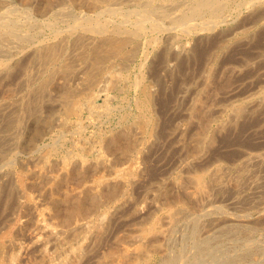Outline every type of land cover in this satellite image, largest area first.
<instances>
[{"label":"bare ground","instance_id":"obj_1","mask_svg":"<svg viewBox=\"0 0 264 264\" xmlns=\"http://www.w3.org/2000/svg\"><path fill=\"white\" fill-rule=\"evenodd\" d=\"M236 2L239 4L240 3L244 4V6L250 5L249 7L252 11V15L250 16V18L251 19L254 18L253 21L257 22V20H260L263 17V15H264V0H138V1H135V0H20L19 2H16V3H11L10 0H0V163L1 164L3 163L5 165L9 166L6 169H3V168L0 169V264H115L114 262H116V261H117L116 262L117 264H124L122 262H119V260L114 261L113 256L111 255L112 253L109 254L110 250L108 251V253L104 250L105 245H106L104 240L106 241V239L109 235V232L111 231L112 226L115 225L117 221H119V216L117 218L119 210L123 207V205H125L128 202V200L125 196L126 187L134 185L135 182H137V180H139V179L141 180V178L145 176V174L147 173L148 170L145 168H142L143 166L141 167V166L137 165L138 163L136 162L137 163L136 164L135 161H132V163H130L129 165H127L125 167L123 165V168H118V167H116L115 162H117L119 160L114 162L113 160L110 159V157L108 158L104 154L106 152L104 151V153H103V150H102L103 148H105L108 151L119 152V154H122L123 156L124 155L130 156L128 154L135 149V147L137 146L138 143L139 144H138L137 148L139 146H141L138 149V152H143V150L144 151H146V150L150 151L154 148L156 149V147H158V150H159L160 147L166 146L165 148L169 149L168 151H174L175 153H178L180 155V157L186 156L189 158L188 162L185 160L187 162L186 163L187 168L190 167L192 163H195V164L201 163L202 164V163H210V162H213L215 160L217 161L218 159L219 160H222V159L225 160L226 159L227 162L234 164L237 168V171H238L237 175H235V174L232 175V176H236V177H232L233 179L231 181H229V183L226 182V179H225L226 172H225V170H222V169H217V170L213 169L214 172L212 173V177H211L212 180L210 181L208 179L211 183V184H209V186L205 185L207 183L204 184V182L202 180L203 177L200 174L192 176L194 174H191V172H190L191 176L189 175L190 177L189 178L187 177L188 178L187 180L190 181L189 183H191L190 185L193 189L187 190L186 193L189 194L190 196L202 198L201 201H203V199H204V201H203L205 203L204 205H207L206 203L211 201L210 199H212L211 196L213 195L214 191L223 190V192L225 193L224 190L227 188L229 191H231V193L237 194L239 196L242 194V192H244L243 190L247 186L250 187V185H253V187H254V186L258 185V183L259 184L261 183V181L259 182V180H258L259 177L256 178V169L255 168H259L261 166H264V157L262 156L261 153L250 151L251 148L249 147V145L251 143L253 144V142H251V141L254 140V138L256 136L255 134L258 132V130H256V128L252 127L253 130L250 133H248L249 132L248 128H250L249 125L251 123H253L252 122L253 118H255L257 115L260 116L261 114L264 113V97L262 99H258V98H255L253 93H252L251 96H253V97L251 98V96L249 95L250 99L247 100V102L245 104H242V103L237 104L233 107V110L231 109L232 112L230 114L229 121H225V122L219 124L215 128L212 124H213V122L217 121V119L219 117H216L217 114L214 113L215 109L212 110V108H210L208 106V104L207 105H204L201 103L196 104L195 101H193L192 103H189V101H188V103L190 105H188L186 103V105H188V107L185 108V110L183 112H181L180 114L179 113L177 114L176 112L171 113L172 111L167 112L168 108H170V105H168L169 107L166 105L168 103L166 101V99H165V102H167V103L165 104L163 102L164 103L163 104L162 98H164L163 96H164V94H166L167 89H169V88H167L163 85L162 86L165 87L164 90L162 91L163 94H161L159 91H156V92H154V91L151 92V91H147V90L145 91V94L150 101H152L154 104L156 103L157 105H160L161 111L160 110L159 111L161 112V114L159 112L158 113L159 116H156V117H154L153 115H150V116L147 115V118H144L143 121L141 120L139 125L137 124L138 126H133L132 128L125 129V130H123L119 133H116L114 135L107 136L106 139L104 138L105 139L104 140V142H105L104 146H102L103 143H101L102 144L101 146L103 148L100 146L102 149L99 152L97 151V153H99V154L96 153L98 156L95 159H92L91 157H90L91 159H88L86 157V153L89 152L91 149L83 146V145H85V144H83L84 143V139H83V143H82L83 145L81 144L82 146L80 147V149L83 152V154H81V155H75V156H72L70 158H65L62 160L60 159V161L51 162L54 160L53 159V160L48 161L47 163L45 162V164H43V166L40 164L41 167H38V169H35L32 172H30V171L26 172V170H25L26 173L23 172V170H22L24 163L23 162L21 163L19 161L21 163L20 167H22L21 168L22 171H18L16 169H14V165H16L17 160H18L17 154H19L21 151H25V150L29 151V150H32L34 148L37 149L39 142L42 141L44 139V137H46L47 135L54 134V132H60L63 135L66 131H68V123L67 122H70V121H68L67 117H69V114L74 113L75 115L77 114L78 116L81 117V116H83L85 111H88L91 114V113H94L95 111H97L98 109L105 108V107L107 110H105V109L104 110L106 112L109 111V113H110L109 104H110V99H111L110 97L111 96L109 97V95L106 93L108 91V89L105 92L104 89L101 88L100 91L98 92V94H95L94 89H96V87H98V84H99L98 82H100L99 81L100 78L97 81L96 79H94V77L96 75H99L100 73L102 74V73L106 72L105 71L107 68L106 62H108L114 58H119V59L121 58L122 59L123 52L128 51V49L125 50V48L129 44H131V43L135 44L136 42H141V40H143L146 43L151 42L150 44L154 43L155 45H158V44H160L159 43L160 42V34H166L169 39H168V42H167V39H165L167 44L163 48V53H162L161 57L162 58L164 57V62L168 61L167 57H170V58L172 57L175 60H177V62H176L177 65L181 64V63H183L181 61L182 59L190 60L191 58H196L199 53L194 54V51L192 52V50H195L194 48L191 50V48L185 47L184 45H186L187 42L183 45L184 48L182 47V49H177L176 47H178L177 46L178 44L176 43L177 45H175V46L173 44V40L175 39L174 36H176L177 33L173 36L172 30H176V31L179 30V31L186 33V34L188 32L193 31V30L197 31L198 33H202L203 30H204V32L208 31V33L214 32L218 29V27L224 21L227 20V11L229 10L228 9L229 5L231 3H236ZM242 15H244V14H242ZM229 16H230V14H229ZM238 16H239V14H238ZM245 17H246V15H245ZM196 19H200L201 22L195 23L194 20H196ZM244 19H246V18H243V20ZM247 22H249V21H247ZM240 27H241V25H240ZM219 30H220V28H219ZM249 31L246 33H249ZM224 32H225V30H224ZM238 32H242V31H238ZM226 33L228 34V31ZM226 33H224V35ZM217 34H218L217 36L223 35L222 31H219ZM251 34H249V35L253 36L254 33L252 35ZM263 34H264V32H263ZM199 35H201V34H199ZM211 35H214V34H211ZM262 35H261V37H262ZM179 36L182 37L181 35H179ZM179 36H176V38ZM204 36H206V35H204ZM144 38H145V40H144ZM246 38H248V37H246ZM194 39H196V38L194 37ZM197 40H199V39H197ZM197 40H195L194 42H196ZM212 40H214V38ZM246 40L248 41V39H246ZM249 40H250V38H249ZM199 41H197V44L199 43ZM256 41H257V35H256ZM191 42H193V41H191ZM210 42H212V41L210 40ZM216 42H217V40H216ZM225 42L226 41H224V43ZM244 42H246V41H244ZM137 44H138V46L140 45V43H136V45ZM205 44H206V42H205ZM214 44H215V42H214ZM256 44H257V42H256ZM256 44H255V46H256ZM258 45H257V47H258ZM188 46H190V45H188ZM211 46L212 45L210 44V47H209L210 49L212 48ZM251 46L253 47V45H251ZM207 49L208 48H206V50ZM161 50H162V48H161ZM243 50H247V49L245 48ZM129 51H128V53H130ZM149 51H151V50H149ZM207 51H209V50H207ZM227 52H228V50H227ZM229 52H231V51H229ZM232 52H234V51L232 50ZM261 52H262V49H261ZM202 53H204V52H202ZM213 53H215V52H213ZM159 55H160V53H159ZM208 55L210 56L209 52H208ZM229 55H231V54L229 53ZM131 56H132V54L130 53L127 56H125V58L126 57L130 58ZM199 56H202V55H199ZM140 57H141V55H140ZM252 57L249 56L247 58H252ZM147 58H149V57H147ZM147 58H145V59H147ZM207 58H205V56H204V59H207ZM211 59H212V57H211ZM175 60H174V62H175ZM244 60L245 59H243V61ZM151 61H152V59H151ZM158 61H156V62H158ZM162 61H163V59L161 60V62ZM245 61H247V60H245ZM142 62H144V61H142ZM156 62L154 60V63H156ZM179 62H181V63H179ZM187 62H189V61H187ZM229 62H230V60H229ZM233 63H235V62H233ZM253 63L254 62H252L251 64H253ZM157 64H159V63H157ZM167 64L168 65H166V66H168V67H166V68L168 70L169 68H171L170 67L171 65L168 62H167ZM262 64L264 66V62ZM172 65H173V63H172ZM184 65H187V64L184 63ZM194 65H196V64H194ZM118 66H116V67H118ZM120 66H122V64ZM139 66L141 67V65H139ZM142 66H143V64H142ZM164 66L162 65V68ZM179 66H180V69H182L184 67L183 65H182V68H181V65H178V67ZM253 66H254V64H253ZM260 66L261 65H259L258 67H260ZM109 67L110 66H108V68ZM112 67H113V64H112ZM125 67H126V65H125ZM127 67H128V65H127ZM187 67H185V68H187ZM224 67H225V65H224ZM172 68L174 69V67H172ZM189 68H192V67L190 66ZM236 68L237 67H235V69ZM121 69H123V67H119L117 70L121 71ZM153 69L155 71V67ZM229 69L232 70L231 68H229ZM108 70L109 69H107V71ZM110 70H112V69H110ZM124 70H125V68H124ZM200 70H203V69L201 68ZM222 70H224V69H222ZM225 70L227 71L226 68H225ZM247 70H249V69H247ZM250 70H252V69H250ZM178 71L180 72V70H178ZM233 71H235V70H233ZM108 72H110V71H108ZM252 72L256 73V71H252ZM155 73H156V71H155ZM160 73L162 74V72H160ZM205 73H206V71H205ZM110 74H112V72ZM115 74L116 73H114L112 75H115ZM152 74L154 75V73H152ZM193 74L194 73H192V75ZM236 74H237V72H236ZM252 74H254V73H252ZM157 75L155 76L156 78L160 76L159 73H157ZM168 75L171 78V74L168 73ZM261 75H263V73ZM166 76H167V74H166ZM241 76H242V74H241ZM102 77H101V79H102ZM114 77H116V76H114ZM114 77H112V80H116ZM174 77H176V76H174ZM210 77H211V73L207 74V76H205V79H203L205 81V83H208V81L210 80ZM227 77H230V76H227ZM252 77H253V75H252ZM262 78H263V76H262ZM110 79L111 78H109V80ZM125 79H127V77ZM157 79H159V78H157ZM225 79H227V78H225ZM136 80H134V81L138 82L139 79H136ZM170 80H168L169 83H170ZM186 80H188V79H186ZM213 80L215 81V79H213ZM236 80H238V79H236ZM259 80H260V77H259ZM156 81H154V82H156ZM177 81H179V80H177ZM227 81H229V80L227 79ZM151 82H152V80H151ZM154 82H152V83H154ZM198 82L200 84V81H198ZM210 82H212V81H210ZM115 83H116V81H115ZM162 83H164V81H161V83L159 82L160 85ZM169 83H168V85H169ZM176 83L177 82L175 81V84ZM216 83L217 82H215V84ZM165 84H167V83H165ZM175 84H173V85H175ZM180 84L178 82V85H180ZM220 84L223 85L222 82ZM111 85H114V83ZM152 86H154V85H152ZM162 86H158V87H162ZM186 86H188V85H186ZM213 86H215V85H213ZM107 87L110 88V85L109 86L107 85ZM126 87H127V85H125V88ZM175 87H173V88H175ZM181 87H183V86H181ZM209 87H210V85H209ZM220 87H221V85H220ZM113 88H112V90H113ZM180 89L181 88H179V90ZM262 89H264V88L262 87ZM118 90H120V88ZM141 90H143V89H141ZM144 90H145V88H144ZM192 90H194V89L192 88ZM259 90H260V88H259ZM181 91H183V88L181 89ZM198 91H199V89H198ZM172 92H173V90H172ZM96 93H97V91H96ZM167 93H169V91ZM212 93L214 94L213 91H212ZM194 94H195V91H194ZM254 94H256V93H254ZM176 96H177V94H176ZM194 98H197V97L194 96ZM205 98H209V96L205 97ZM214 98L216 99V97H214ZM174 99H171V101ZM203 99L204 98H202L201 101H203ZM238 100H240V99H238ZM150 101H149V103H150ZM184 101L185 100H183V103L186 102V101L185 102ZM205 102H207V101L205 100ZM213 102H215L213 104H216L218 101L217 102L213 101ZM178 103H181V102H178ZM235 103H236V101H235ZM211 104H212V100H211ZM219 104H220V102H219ZM149 105H151V104H149ZM165 105L168 108H166V107L164 108ZM137 109H138V107H137ZM148 109H150V107ZM165 109H167V110L164 111ZM217 109H220V108H217ZM217 112H218V110H217ZM126 113H127V111H126ZM175 114L177 115V118H176ZM180 117H182L184 120V122L182 124H180L181 121H178ZM261 117L264 120V114ZM100 118H101V115H100ZM124 118L126 119L125 116H124ZM171 121H172L173 125H172V123L168 124ZM222 121H224V120H222ZM261 121H262V119H261ZM73 122L75 123V121H73ZM77 122H78L77 124H79V121H77ZM102 122H103V120H102ZM135 122H136V120H135ZM136 123H139V120ZM136 123H134V125ZM117 124H118V122H117ZM94 125H95V123H94ZM259 125H261V124H259ZM261 127H262V125H261ZM122 129H123V127H122ZM259 129H260V127H259ZM75 132H73V133H75ZM259 134L260 133H258V135ZM95 139H97V138L95 137ZM91 140H92V138H91ZM81 142H82V140H81ZM43 145H44V143H43ZM88 145H90V143ZM254 147L257 148L256 150H258L257 146H254ZM95 148H96V146H95ZM155 149H154V151H155ZM222 150H227V152H222ZM156 152H157V150H156ZM109 153H111V152H109ZM220 153H223V154H220ZM132 154H134V153H132ZM149 155H150V153H149ZM159 155H160V153H159ZM62 156H64V155H62ZM169 156H171V154ZM151 157H153V155ZM45 158L46 157H44V159ZM132 158H133V156H132ZM155 158H157V157L155 156ZM159 158H161V157H159ZM119 159H121V158H119ZM47 160H45V161H47ZM127 160H129V159H127ZM21 161H23V160H21ZM164 161H167V160L165 159ZM27 162H30V161H27ZM173 162H174V160H173ZM150 163H151V160L148 164H150ZM1 164H0V166H1ZM121 164H118V165H121ZM163 164H164V162L160 166L163 167ZM214 164L215 163H213V165ZM33 165H34V163H33ZM153 165L155 166V164H153ZM153 165H151V166L153 167ZM208 166L209 165L204 166V167H208ZM119 167H121V166H119ZM29 168H33V167H29ZM193 168H194V166H193ZM199 168H200V166H199ZM230 168H232V167H230ZM158 169H160V168H158ZM189 169H188V172L190 171ZM195 169H197V171H198L197 167ZM195 169H192V170L194 171ZM224 169H227V166H226V168L224 167ZM163 170L165 171V169H163ZM200 170H202V169H199V171ZM184 171H185V169H184ZM226 171H229V169ZM261 171H264V169ZM99 172H102V174H100ZM107 172L109 173L108 176L105 175V173H107ZM185 172H187V169ZM98 173L100 175H97L95 177V175ZM257 173H258V169H257ZM178 174L179 173L177 172L176 175H178ZM228 174H230V173H228ZM181 175H183V174H181ZM262 177H264V176H262ZM150 178H152V177H150ZM149 179L148 180L146 179V180L149 181ZM146 180H144V181H146ZM151 180H153V179H151ZM144 181H143V184H144ZM182 182H185V181H182ZM153 183H154V181H153ZM172 183H174V182L172 181ZM263 183L264 182L262 181V184ZM176 184H173V185H176ZM157 186L158 185H156V187ZM170 186H171V184H170ZM177 186L178 185H176V187ZM186 186H188V185H186ZM262 186H264V185H262ZM145 187H146V185H145ZM189 187L190 186H188L187 188H189ZM32 189H36L38 192H40L41 196H44L46 199H47V197L50 199L49 203L51 204V208L53 209L52 212L48 211L49 212L48 213L46 210L44 212L43 210H41V208L39 209V200L37 199L36 196H34L32 194ZM173 189L174 188H172V190ZM180 189H181V187H180ZM180 189H178V190H180ZM137 190L138 189H136V191ZM145 190H143V192ZM181 191H182V189H181ZM134 193H135V191H134ZM167 193H169V192L167 191ZM181 193H182V196L180 195L181 197L180 196H178V197H180L182 199V197L186 194L185 193L183 194V191ZM251 193H249V195H252ZM253 193H256V192L253 191ZM170 194H172V193L170 192ZM228 194H230V192ZM214 196H216V195L214 194ZM123 197H124V199H122ZM173 197L170 196V199H172ZM230 197H231V194H230ZM180 198H179V200H180ZM49 199H47V200H49ZM161 199L159 198L160 201H162ZM174 199H175V201L177 200L176 197ZM249 199H251V198H249ZM217 200H219V199H217ZM199 201L200 200H198V202ZM247 201H248V199H247ZM40 202H41V200H40ZM157 202L159 203L158 200H156V204H157ZM212 202H214V201L212 200ZM233 202H235V201H233ZM47 204H48V202H47ZM156 204H154V206ZM129 205H131V204L129 203ZM166 205H168V204H166ZM172 205H174V204H172ZM47 206H45V207L47 208ZM138 206H139V204H138ZM162 206H164V205H162ZM220 206L218 207L219 209H220ZM100 207H103V209H104V211H101L99 213V216L101 215L102 217L100 219L95 220L94 218L92 219L93 215L92 216L90 215L91 218H89V214H91L92 211H95V210L97 211V209H99ZM214 207L217 208L216 206H214ZM253 207H251V208H253ZM48 208H49V206H48ZM131 208H132V206H131ZM224 208L225 207H223V209ZM140 210H143V209L140 208ZM156 210H154V211H156ZM179 210H181V209H178V211ZM146 211H145V213H146ZM170 211L172 213V210H170ZM202 212L204 213V210ZM167 213H169V212L167 211ZM171 213H169L170 216L173 215ZM173 213H174V211H173ZM182 213H183V211H182ZM135 215H136V212H135ZM143 215L144 214H142V216ZM151 215H152V213H151ZM219 215H220V213H219ZM230 215H231V213H230ZM122 216H123V214H122ZM195 216H197V215H195ZM234 216H236V215H234ZM180 217H181V215H180ZM192 217H194V216H192ZM205 217H207V215ZM134 218H135V216H134ZM165 218H168V217H165ZM169 219H170V217H169ZM219 219H221V218H219ZM263 219H261V220H263ZM142 220L144 222V219H142ZM199 220H201V219H199ZM252 220H254V219H252ZM128 221H131V220H128ZM159 221H161V220H159ZM221 221H223V220H221ZM226 221H228V219H226L225 222ZM229 221H230V219H229ZM259 221H260V219H259ZM140 222H141V218H140ZM145 222H146V220H145ZM147 222H149V221H147ZM161 222H159V223H161ZM174 222H176V221H174ZM174 222H172V223H174ZM151 223H153V222H151ZM218 223H220V222H218ZM257 223H259V222H257ZM260 223L262 224L263 221ZM126 224L127 223H125V225ZM135 224H139L138 221ZM212 224H213V222H212ZM212 224H210V225L212 226ZM229 224H230V226H228ZM238 224H240V223H232L231 224V222H230V223H228L227 227L236 226ZM121 225L123 226V224H121ZM143 225H144V223L142 224V226ZM160 225H163V224H160ZM166 225L168 226L167 223H166ZM218 225H220V224H218ZM133 226H136V225H133ZM159 226L156 227V225H155V227L157 229L155 228L154 231H150V230L148 231L147 230L142 235H140L141 240L142 239L147 240L150 243V240H153L152 238H154L156 236L160 238V236L164 235L166 228L161 229V227H164L165 225L161 226L160 229H159ZM246 226L247 225H245V227ZM118 227L119 226H117V228ZM171 227H172V225H171ZM179 227H182V226H179ZM224 227H226V226L224 225ZM138 228H141V230H143L142 227H138ZM237 228H235V229H237ZM128 229L130 230V228H128ZM190 229H192V228H190ZM141 230H140V232H141ZM220 230L221 229H219L218 231L220 232ZM129 232L133 233L132 230ZM173 232H174V230H173ZM201 232H202V234L204 233V231H201ZM248 232H250V231H248ZM151 234H153L152 238H150ZM117 235H118V233H117ZM238 235H240V234H238ZM190 236H191V234H190ZM211 236H213V235H211ZM247 236H248V234H247ZM127 237L128 236H126V238ZM129 237H131V236H129ZM165 237H166V235H165ZM198 237H201V236H198ZM124 238L121 240H124ZM208 238H210V237H208ZM208 238H205V239L203 238L202 240L199 241V243L198 242L196 243V245L198 244L197 245V253H196L198 256L201 255L202 252H204V250H206L205 249L206 246L210 245L209 242L211 240ZM213 238H211V239H213ZM111 239L112 238L110 237L108 240L111 241ZM119 239H117V240L119 241ZM173 239H175V238L173 237L172 241H173ZM235 239H239V237H237ZM155 240H157V238H155ZM190 240H192V239H190ZM166 241L168 243V240H166ZM248 241H250V240H248ZM252 241H254V240H252ZM134 242H135V240H134ZM158 242H160V240ZM216 242H217V240H216ZM74 243H79V246L76 247L77 245L76 246L73 245ZM141 243H144V242H141ZM161 243L164 244V242H161ZM193 243H194V241H193ZM254 243H256V242H254ZM109 244H110V242H109ZM132 244H134V243H132ZM138 244H140V242ZM138 244H137V246H139ZM111 245H112V243L110 244V247H111ZM125 245L127 246V244H125ZM145 245H148V244H144V247H145ZM158 245H159L158 247L163 246L160 243H158ZM192 245L193 244H191V247H193ZM258 245H260V244H258ZM73 246H75L76 248H72ZM141 246H142V244L139 246V248ZM134 247H136V246L134 245ZM148 247H150V246L148 245ZM167 247L169 248V246H167ZM170 247H172V246H170ZM180 247L178 249H183V251H184L185 247L184 248H180ZM122 248L124 249L123 246L121 247V250H122ZM161 248H164V246ZM107 249H109V248H106V250ZM137 249H138V247H137ZM137 249L136 250L135 249L134 250H128V251H129V255L138 256V259H139L140 254H139V251H137ZM149 249H151V248H149ZM188 249H190V248H188ZM222 249H224V248H222ZM258 249L261 250L259 247H258ZM262 249H264V248H262ZM116 250H117V248H116ZM125 250H123V251H124V254L127 256ZM155 250H154V252H155ZM157 250H159V249H157ZM164 250H165V248H164ZM166 250H167V248H166ZM192 250L195 252L196 249L195 250L192 249ZM185 251H186V249H185ZM189 251H186V253ZM140 252H143V250L142 251L140 250ZM147 252H148V256H149V254H150L149 252H151V251H147ZM254 252H257V251L254 250ZM179 253L180 252H177V254H179ZM215 253H217V252H215ZM249 253L251 254V252H249ZM118 254H119V252H118ZM144 254H146V253L144 252ZM190 254L191 253H189V256H191ZM152 255H153V253H152ZM176 255H175V257H177ZM181 255H183V254H181ZM208 255H210V254L208 253ZM212 255L214 256L215 254H212ZM241 255H242V253H241ZM262 255L264 257V254H262ZM150 256H149V258H150ZM201 256H199V257H201ZM216 256H217V254H216ZM127 257L125 260L128 259ZM162 257H164V256H162ZM203 257L204 256H202V258ZM135 258H137V257H135ZM217 258H219V256H217ZM217 258H214V259H217ZM220 258H223V257H220ZM255 258H257V260H258V257H255ZM259 258H261V256ZM119 259H120V257H119ZM133 259H134V257H133ZM138 259L136 261H139ZM167 259L170 261V263L175 260L173 256H171V257L168 256ZM129 260L130 259H128V261ZM194 260H195V258H194ZM218 260H220V259H218ZM228 260H230V259L228 258ZM235 260H237V259H235ZM242 260H244V259H242ZM120 261H122V260H120ZM176 261H177V258H176ZM206 261H207V259H206ZM253 261H254V259L251 262H253ZM140 262H142V260ZM207 262H209V261H207ZM184 263L186 264V262H184ZM133 264H134V262H133ZM156 264H158V263H156ZM175 264H177V262ZM189 264H191V263H189Z\"/></svg>","mask_w":264,"mask_h":264},{"label":"rangeland","instance_id":"obj_2","mask_svg":"<svg viewBox=\"0 0 264 264\" xmlns=\"http://www.w3.org/2000/svg\"><path fill=\"white\" fill-rule=\"evenodd\" d=\"M20 0H10L11 3H16V2H19ZM135 1H138V0H135ZM233 4V5H232ZM250 5H245L244 4H239V3H231L229 5V10L227 11V22L224 21L216 31L214 32H209L208 31H205L204 30L202 31V33H198L197 31L193 30L191 32H188L187 34L186 33H183L179 30H172V35L174 36L176 33V36H179L181 35L182 37H175V39L173 40V44L174 46L177 45L178 47H176L177 49H182L183 45L187 42L186 45H184L185 47H188V48H191V50L194 48L195 50H192V52L194 51V54H198V56L196 58H191L190 60L188 59H182L181 64H178V65H181V68H182V65L184 66L182 69H180V66L178 67L177 65V60H175L174 58H170V57H167V62L171 65L170 67H174V69L172 68H169L167 70L166 65L167 62H164V57L162 58V53H163V48L165 47V45L167 44L168 42V37L166 34H160V44L158 45H155L154 43L150 44L151 42H145L143 40H141V42H136V43H140V45L138 46V44L136 45V43H131L129 44L126 48L128 49V51L132 54V56L130 58H125V56H127L128 54V51L126 52H123V55H122V59L120 58H114L108 62H106L107 64V68H106V72L104 73H100L99 75H96L94 77V79H96L100 82H98V87H96V89H94V93L95 94H98V92L100 91V89H104V91L106 92V90L108 89V91L106 92L109 97L111 98L110 99V113L109 111H105L107 110L106 107L105 108H101V109H98L97 111H95L94 113H89L88 111H85L83 116H78L77 114L75 115L74 113H71L69 114V117L68 118V121L70 122H67L68 123V131H66L63 135L62 133L60 132H54V134H50V135H47L46 137H44V139L42 141L39 142V145H38V148H34L32 150H25V151H21L19 154H17V157H18V160H17V163L16 165H14V169L18 170V171H22L25 172H32L34 171L35 169H38V167H41V165L43 166V164H45V162L47 163L48 161L50 160H53L51 162H56V161H60V159H65V158H70L72 156H75V155H81L83 154L82 150L80 149V147L83 145L87 148H90L91 150L89 152L86 153V157L88 159H95L99 154L97 153V151L99 152L104 146V140L106 139L107 136H110V135H114L116 133H119L125 129H129V128H132L133 126H138L141 122V120L143 121L144 118H147V115L150 116V115H153L154 117L156 116H159V112L161 111L160 109V105H157L156 103L154 104L152 101H150L148 99V97L146 96L145 94V91H151V92H156V91H159L161 94L162 91L164 90L165 87L169 88L167 89V92L169 91V93L166 92V94H164V98H162V103L164 102L167 106L170 105V108L166 107V105L164 106V108H168L165 109L164 111L167 110V112H171V113H181L185 110V108L188 107V105H190L189 103H192L193 101L196 102V104H204V105H207L212 108V110H214V113L217 114L216 117H219L217 119V121L213 122V126L216 128L219 124L225 122V121H229L230 119V114L233 110V107L237 104H245L247 102V100L250 99V96L251 94L253 93L254 97L255 98H258V99H262L264 96V89H262V87L264 88V66H263V62H264V15L263 17L260 19V20H257L256 21H253V19L250 18V16L252 15V11L249 7ZM244 7V8H243ZM232 8V9H231ZM246 8V9H245ZM242 11H241V10ZM250 9V10H249ZM233 10V11H232ZM239 10V11H238ZM251 11V12H250ZM244 12V13H243ZM249 12V13H248ZM230 14V16H229ZM232 14V15H231ZM239 14V16H238ZM244 14V15H242ZM250 14V15H249ZM246 15V17H245ZM239 17V18H238ZM250 19H249V18ZM243 18H246L243 20ZM235 19V20H234ZM249 19V20H248ZM235 22H234V21ZM244 21V22H243ZM249 21V22H247ZM251 21V22H250ZM195 23H200L201 20L200 19H196L194 20ZM255 22V23H254ZM227 25H226V24ZM240 25L238 26L237 24ZM245 23V24H244ZM247 24V25H246ZM262 24V25H261ZM225 25V26H224ZM232 25V26H231ZM245 25V26H244ZM236 27V28H235ZM249 27V28H248ZM251 27V28H250ZM220 28V30H219ZM234 28V29H233ZM242 28V29H241ZM244 29V30H243ZM249 31V33H246L248 32L247 30ZM261 29V30H260ZM222 31L223 35L224 33H226L228 31V34L226 33L224 36H217L218 32L219 31ZM225 30V32H224ZM234 30V31H233ZM195 31V32H194ZM218 31V32H217ZM231 31V32H230ZM238 31H242V32H238ZM217 32V33H216ZM233 32V33H232ZM245 32V33H244ZM258 32V33H257ZM197 33V34H196ZM253 34V36H250L249 34ZM201 34V35H199ZM211 34H214V35H211ZM251 34V35H252ZM263 34V35H262ZM162 35V36H161ZM206 35V36H204ZM240 35V36H239ZM256 35H257V41H256ZM260 35V36H259ZM262 35V37H261ZM193 36V37H192ZM212 36V37H211ZM228 36V37H227ZM250 36V37H249ZM163 37V38H162ZM194 37L196 39H194ZM201 37V38H200ZM239 37V38H238ZM241 37V38H240ZM248 37V38H246ZM173 38V37H172ZM204 38V39H203ZM210 38V39H209ZM214 38V40H212ZM236 38V39H235ZM250 38V40H249ZM165 39H167V42L165 41ZM199 39V40H197ZM221 39V40H220ZM230 39V40H229ZM248 39V41L246 40ZM252 39V40H251ZM255 39V40H254ZM145 40V38H144ZM172 40V39H171ZM195 40L199 41V43L197 44V41L194 42ZM210 40L212 42H210ZM217 40V42H216ZM175 41V42H174ZM190 41V42H189ZM193 41V42H191ZM224 41H226L224 43ZM233 41V42H232ZM246 41V42H244ZM262 41V42H261ZM184 42V43H183ZM204 42V43H203ZM206 42V44H205ZM209 42V43H208ZM215 42V44H214ZM223 42V43H222ZM257 42V44H256ZM259 42V43H258ZM177 43V44H176ZM180 43V44H179ZM196 43V44H195ZM218 43V44H217ZM244 43V44H243ZM134 44V45H133ZM145 44V45H144ZM203 46H202V45ZM210 44L212 45L211 49L209 48L210 47ZM227 44V45H226ZM235 44V45H234ZM256 44V46H255ZM259 44V45H258ZM190 45V46H188ZM214 45V46H213ZM240 45V46H239ZM249 45V46H248ZM253 45V47L251 46ZM258 45V47H257ZM208 48L207 51L206 48ZM208 46V47H207ZM216 46V47H215ZM251 46V47H250ZM132 49H131V48ZM202 47V48H201ZM204 47V48H203ZM219 47V48H218ZM261 47V48H260ZM137 48V49H136ZM154 48V49H153ZM162 48V50H161ZM184 48V47H183ZM231 48V49H230ZM247 49V50H243V49ZM249 48V49H248ZM144 49V50H143ZM146 49V50H145ZM199 49V50H198ZM203 49V50H202ZM213 49V50H212ZM256 49V50H255ZM260 49V50H259ZM261 49H262V52H261ZM124 50V51H125ZM151 50V51H149ZM197 50V51H196ZM228 50V52H227ZM232 50L234 52H232ZM242 50V51H241ZM143 51V52H142ZM148 51V52H147ZM160 51V52H159ZM162 51V52H161ZM231 51V52H229ZM236 51V52H235ZM151 52V53H150ZM204 52V53H202ZM206 52V53H205ZM208 52L210 54V56L208 55ZM215 52V53H213ZM220 52V53H219ZM225 52V53H224ZM137 53V54H136ZM154 53V54H153ZM160 53V55H159ZM229 53L231 55H229ZM238 53V54H237ZM244 53V54H243ZM153 54V55H152ZM206 54V55H205ZM215 54V55H214ZM217 54V55H216ZM233 54V55H232ZM237 54V55H236ZM257 54V55H256ZM135 55V56H134ZM141 55V57H140ZM157 55V56H156ZM199 55H202V56H199ZM205 58L207 59H204V56ZM236 55V56H235ZM248 55V56H247ZM135 58H134V57ZM149 58H147V57ZM223 56V57H222ZM227 56V57H226ZM230 56V57H229ZM241 56V57H240ZM252 57V58H247V57ZM138 57V58H137ZM203 57V58H202ZM210 57V58H209ZM212 57V59H211ZM141 58V59H140ZM147 58V59H145ZM154 58V59H153ZM200 58V59H199ZM215 58V59H214ZM257 58V59H256ZM152 59V61H151ZM160 59V60H159ZM163 59V63L161 62V60ZM171 59V60H170ZM175 62H174V60ZM221 59V60H220ZM243 59L247 60V61H243ZM263 59V60H262ZM154 60L156 63H154ZM230 60V62H229ZM234 60V61H233ZM258 60V61H257ZM119 61V62H118ZM144 61V62H142ZM173 61V62H172ZM189 61V62H187ZM225 61V62H224ZM261 61V62H260ZM173 65H172V63ZM207 62V63H206ZM211 62V63H210ZM213 62V63H212ZM235 62V63H233ZM245 62V63H244ZM252 62H254V66L253 64H251ZM122 66H120L121 64ZM143 66H142V64ZM154 63V64H153ZM159 63V64H157ZM162 63V64H161ZM187 64V65H184ZM189 63V64H188ZM227 65H226V64ZM112 64H113V67H112ZM120 64V65H119ZM151 64V65H150ZM196 64V65H194ZM242 64V65H241ZM249 64V65H248ZM119 65V66H118ZM126 65V67H125ZM128 65V67H127ZM141 65V67L139 66ZM162 65L164 66L162 68ZM189 65V66H188ZM210 65V66H209ZM225 65V67H224ZM259 65H261L260 67H258ZM108 66H110L108 68ZM118 66V67H116ZM138 66V67H137ZM154 68L155 67V71L152 67ZM188 66V67H187ZM192 67V68H189V67ZM201 66V67H200ZM237 67L235 69V67ZM240 68H239V67ZM250 66V67H249ZM257 66V67H256ZM116 69H115V68ZM119 67H123V69H121V71L117 70ZM151 67V68H150ZM187 67V68H185ZM208 67V68H207ZM210 67V68H209ZM234 67V68H233ZM247 67V68H246ZM249 67V68H248ZM125 68V70H124ZM144 68V69H143ZM185 68V69H184ZM203 69V70H200V69ZM225 68L227 69V71L225 70ZM229 68H231L232 70H230ZM259 68V69H258ZM263 68V69H262ZM107 69H109L108 72ZM112 69V70H110ZM224 69V70H222ZM249 69V70H247ZM252 69V70H250ZM255 69V70H254ZM163 70V71H162ZM180 70V72L178 71ZM187 70V71H186ZM235 70V71H233ZM237 70V71H236ZM261 70V71H260ZM115 71V72H114ZM140 71V72H139ZM162 72V74L160 72ZM184 71V72H183ZM186 71V72H185ZM206 71V73H205ZM221 71V72H220ZM252 71H256L255 72H252ZM260 71V72H259ZM112 72V74L116 73L115 75H112L110 74ZM114 72V73H113ZM121 72V73H120ZM146 72V73H145ZM166 72V73H165ZM177 72V73H176ZM183 72V73H182ZM199 72V73H198ZM223 72V73H222ZM237 72V74H236ZM250 72V73H249ZM109 73V74H108ZM118 73V74H117ZM154 73V75L152 74ZM157 73H159V77L157 78H161L160 80L157 79L155 76L157 75ZM171 74V78L170 76L168 75ZM192 73H194L192 75ZM211 73V77H210V80L208 81V83H205V81L203 79H205V76H207V74H210ZM226 73V74H225ZM234 75H232V74ZM250 75H249V74ZM254 73V74H252ZM263 73V75L261 74ZM167 74V76H166ZM221 74V75H220ZM224 74V75H223ZM242 74V76H241ZM246 74V75H245ZM112 75V76H111ZM148 75V76H147ZM187 75V76H186ZM220 75V76H219ZM223 75V76H222ZM253 75V77H252ZM261 75V76H260ZM103 76V77H102ZM116 76V77H114ZM145 76V77H144ZM158 76V75H157ZM176 76V77H174ZM215 76V77H214ZM227 76H230V77H227ZM242 78H241V77ZM246 76V77H245ZM260 77V80H259V77ZM263 76V78H262ZM98 77V78H97ZM102 77V79H101ZM112 77H114L116 80H112ZM120 77V78H119ZM127 77V79H125ZM163 77V78H162ZM192 77V78H191ZM204 77V78H203ZM227 78L229 81H227ZM109 78H111L109 80ZM135 78V79H134ZM143 78V79H142ZM145 78V79H144ZM149 78V79H148ZM188 80H186V79ZM196 78V79H195ZM202 78V79H201ZM235 78V79H234ZM136 79H139L138 82H136L137 80ZM170 80V83L168 80ZM175 79V80H174ZM215 79V81L213 80ZM217 79V80H216ZM224 79V80H223ZM238 79V80H236ZM258 79V80H257ZM95 80V81H96ZM110 82H108V81ZM126 80V81H125ZM136 80V81H134ZM154 82L152 83L151 82ZM179 80V81H177ZM196 80V81H195ZM204 82H203V81ZM102 81V82H101ZM116 81V83H115ZM161 81H164V83H162L161 85L159 84V82L161 83ZM175 81L177 82L175 84ZM183 81V82H182ZM185 81V82H184ZM200 81V84L199 82ZM212 81V82H210ZM261 81V82H260ZM108 82V83H107ZM125 82V83H124ZM129 82V83H128ZM148 82V83H147ZM150 82V83H149ZM178 82L180 85H178ZM187 82V83H186ZM210 82V83H209ZM215 82H217L215 84ZM223 83L220 84V83ZM227 84H226V83ZM232 82V83H231ZM114 85H111L113 84ZM124 83V84H123ZM127 83V84H126ZM134 83V84H133ZM152 83V84H151ZM167 83V84H165ZM169 83V85H168ZM172 83V84H171ZM192 83V84H191ZM214 83V84H213ZM101 84V85H100ZM116 84V85H115ZM118 84V85H117ZM129 84V85H128ZM131 84V85H130ZM133 84V85H132ZM136 84V85H135ZM143 84V85H142ZM156 84V85H155ZM175 84V85H173ZM199 84V85H198ZM215 86H213V85ZM225 84V85H224ZM107 85L109 86L110 85V88L107 87ZM125 85H127V87L125 88ZM146 85V86H145ZM150 85V86H149ZM154 85V86H152ZM165 87H163V86ZM186 85H190L189 87L188 86H185ZM210 85V87H209ZM221 85V87H220ZM112 86V87H111ZM116 86V87H115ZM121 86V87H120ZM129 86V87H128ZM138 86V87H137ZM152 86V87H151ZM158 86H162V87H158ZM176 86V87H175ZM183 86V87H181ZM243 86V87H242ZM114 87V88H113ZM140 87V88H139ZM145 90H144V88ZM148 89H147V88ZM175 87V88H173ZM185 87V88H184ZM227 87V88H226ZM113 88V90H112ZM120 88V90H118ZM154 88V89H153ZM173 88V89H172ZM179 88H183V91H181V89L179 90ZM192 88L194 90H192ZM209 88V89H208ZM236 88V89H235ZM260 88V90H259ZM116 89V90H115ZM143 89V90H141ZM160 89V90H159ZM162 89V90H161ZM178 89V90H177ZM185 89V90H184ZM187 89V90H186ZM196 89V90H195ZM199 89V91H198ZM211 89V90H210ZM214 89V90H213ZM123 90V91H122ZM135 90V91H134ZM173 90V92H172ZM192 90V91H191ZM207 90V91H206ZM259 90V91H258ZM97 91V93H96ZM139 91V92H138ZM185 91V92H184ZM194 91H195V94H194ZM206 91V92H205ZM211 91V92H210ZM212 91L214 92V94L212 93ZM238 91V92H237ZM109 92V93H108ZM204 92V93H203ZM208 92V93H207ZM223 92V93H222ZM171 93V94H170ZM191 93V94H190ZM199 93V94H198ZM206 93V94H205ZM211 93V94H210ZM217 93V94H216ZM256 93V94H254ZM259 93V94H258ZM112 94V95H111ZM122 94V95H121ZM142 94V95H141ZM170 94V95H169ZM177 94V96H176ZM179 94V95H178ZM138 97H137V96ZM175 95V96H174ZM183 95V96H182ZM188 95V96H187ZM197 95V96H196ZM215 95V96H214ZM250 95V96H249ZM170 96V97H169ZM197 97V98H194ZM209 98H205V97H208ZM211 96V97H210ZM234 96V97H233ZM259 96V97H258ZM262 96V97H261ZM116 97V98H115ZM119 97V98H118ZM169 97V98H168ZM216 97V99L214 98ZM253 96H251L252 98ZM174 99L171 101V99ZM181 98V99H180ZM186 98V99H185ZM194 98V99H193ZM203 99V101H201ZM244 100H242V99ZM248 98V99H247ZM148 99V100H147ZM165 99L167 102H165ZM218 99V100H217ZM240 99V100H238ZM246 99V100H245ZM123 100V101H122ZM183 100H185L183 103ZM205 100L207 102H205ZM209 100V101H208ZM211 100H212V104H211ZM144 101V102H143ZM150 101V103H149ZM189 101V103H188ZM191 101V102H190ZM213 101H218L216 104H213L215 102ZM234 101V102H233ZM236 101V103H235ZM119 102V103H118ZM136 102V103H135ZM147 102V103H146ZM178 102H181V103H178ZM220 102V104H219ZM232 102V103H231ZM144 103V104H143ZM163 103V104H164ZM179 105H178V104ZM186 103L188 105H186ZM231 103V104H230ZM234 103V104H233ZM151 104V105H149ZM210 104V105H209ZM137 105V106H136ZM141 105V106H140ZM174 105V106H173ZM159 106V107H158ZM184 106V107H183ZM226 106V107H225ZM138 107V109H137ZM150 107V109H148ZM154 107V108H153ZM156 107V108H155ZM184 109H183V108ZM229 107V108H228ZM140 108V109H139ZM142 108V109H141ZM159 108V109H158ZM172 108V109H171ZM182 108V109H181ZM217 108H222L221 110L220 109H217ZM105 109V110H104ZM149 111H148V110ZM153 109V110H152ZM158 109V110H157ZM226 109V110H225ZM232 109V110H231ZM104 110V111H103ZM160 110V111H159ZM176 110V111H175ZM182 110V111H181ZM218 110V112H217ZM112 111V112H111ZM127 111V113H126ZM140 111V112H139ZM142 111V112H141ZM156 111V112H155ZM158 111V112H157ZM220 111V112H219ZM225 111V112H224ZM229 111V112H228ZM145 112V113H144ZM228 112V113H227ZM101 113V114H100ZM105 115H104V114ZM107 113V114H106ZM109 113V114H108ZM116 113V114H115ZM122 113V114H121ZM143 113V114H142ZM152 113V114H151ZM99 114V115H98ZM133 114V115H132ZM161 114V112H160ZM229 114V115H228ZM264 114V113H263ZM263 114H261L260 116L257 115L256 117L258 118H253L252 122L254 123H251L249 125L250 128L249 129V132L250 133L253 128H256V130H258V132L254 135L255 138L253 141V144L249 145V148L250 151L252 152H257V153H261L262 156L264 157V120L263 118L261 117ZM87 117H86V116ZM89 115V116H88ZM94 115V116H93ZM100 115H101V118H100ZM111 115V116H110ZM144 115V116H143ZM85 116V117H84ZM97 116V117H96ZM108 116V117H107ZM115 116V117H114ZM121 116V117H120ZM124 116L126 117V119L124 118ZM134 116V117H133ZM176 118H177V115L175 114ZM120 117V118H119ZM128 117V118H127ZM131 117V118H130ZM137 117V118H136ZM80 118V119H79ZM96 118V119H95ZM141 118V119H140ZM143 118V119H142ZM221 118V119H220ZM73 119V120H72ZM117 119V120H116ZM122 119V120H121ZM139 120V123H136L138 122ZM181 119V120H180ZM262 119V121H261ZM72 120V121H71ZM79 121V124H77ZM103 120V122H102ZM109 120V121H108ZM136 120V122H135ZM224 120V121H222ZM255 120V121H254ZM75 121V123L73 122ZM94 121V122H93ZM178 121H181L180 124H182L184 122L183 118L180 117ZM258 121V122H257ZM72 122V123H71ZM100 122V123H99ZM113 122V123H112ZM118 122V124H117ZM70 123V124H69ZM95 123V125H94ZM108 123V124H107ZM130 123V124H129ZM132 123V124H131ZM134 123H136L134 125ZM171 122H169L168 124H171ZM256 123V124H255ZM75 124V125H74ZM116 124V125H115ZM129 124V125H128ZM138 124V125H137ZM261 124V125H259ZM173 125V123H172ZM75 126V127H74ZM123 127V129H122ZM253 127V128H252ZM263 131H261L260 129ZM106 128V129H105ZM110 128V129H109ZM96 129V130H95ZM114 129V130H113ZM116 129V130H115ZM81 130V131H80ZM92 130V131H91ZM118 130V131H117ZM76 131V132H75ZM80 131V132H79ZM113 131V132H112ZM72 132V133H71ZM75 132V133H73ZM106 132V133H105ZM110 132V133H109ZM112 132V133H111ZM81 133V134H80ZM92 133V134H91ZM96 133V134H95ZM258 133H260L258 135ZM61 134V135H60ZM72 134V135H71ZM81 136H80V135ZM94 135V136H93ZM262 135V136H261ZM48 137V138H47ZM88 137V138H87ZM95 137L97 139H95ZM102 137V138H101ZM87 138V139H86ZM92 138V140H91ZM105 138V139H104ZM258 138V139H257ZM260 138V139H259ZM46 139V140H45ZM58 139V140H57ZM63 139V140H62ZM83 139H84V143H83ZM90 139V140H89ZM257 139V140H256ZM82 140V142H81ZM73 141V142H72ZM258 143H257V142ZM69 142V143H68ZM81 142V143H80ZM256 142V143H255ZM44 143V145H43ZM53 143V144H52ZM60 143V144H59ZM63 143V144H62ZM83 143V144H82ZM90 143V145H88ZM103 143V145L101 144ZM67 144V145H66ZM82 144V145H81ZM92 144V145H91ZM139 144V143H138ZM137 144V146H138ZM258 144V145H257ZM71 145V146H70ZM102 145V146H101ZM260 145V146H259ZM42 146V147H41ZM66 146V147H65ZM96 146V148H95ZM102 148H101V147ZM137 146L135 147V149L133 151H131L128 155L130 156H127V155H122V154H119V152H112V151H108L106 150L105 148H103V153L104 151L106 153H104L108 158L110 157L111 160H113L114 162L116 163V167L118 168H123V165L124 167L129 165L130 163H132V161H135V163L139 166H143L142 168H145L147 169V173L145 174L144 177L141 178V180H137V182H135L134 185L132 186H127L126 189H125V196L128 200V202L123 205V207L119 210L118 212V215H117V218L119 216V221L116 222L115 225L112 226L111 228V231L109 232V235L106 239V241L104 240L105 242V248L104 250L108 253V251L110 250L109 254H111L113 256V259L114 261L116 260H119V262H122L124 264H175L177 262V264H185L184 262H186V264H189V263H193V264H223L225 261L224 264H264V257L262 254H264V183L262 184V181L264 182V171H261L264 169V166H261L259 168H255L256 169V178L259 177V182L261 181V185L258 183V185L254 186L253 185H250L247 186L242 192L241 195H237V194H233L231 193V191H229L227 188L224 190L225 193L223 192V190L221 191H214L213 195L211 196L212 199H210L211 201H209L208 203H206L207 205H204L205 203L203 201H201L202 198L200 197H195V196H190L189 194L186 193L187 190H192L193 188L191 187V183H189L190 181L187 180L191 174H194L192 176H195L197 174H200L202 175V180L205 183V185L209 186L210 181L212 180V173L214 172V170H217V169H222V170H225L226 172V182L229 183V181H231L233 178L232 177H236V176H232V175H237L238 171H237V168L234 164L230 163V162H227V160L225 159H222V160H215L213 162H210V163H192L190 167L187 168L186 166V163L189 161V158L184 156V157H180V155L178 153H175L174 151H168L169 149L165 148L166 146H162L159 148L158 150V147H156L155 151L154 149L148 151H144L143 152H138V149L141 147L139 146L137 148ZM254 146H259L258 147V150H256L257 148H255ZM59 147V148H58ZM168 147V146H167ZM65 148V149H64ZM254 148V149H253ZM105 149V150H104ZM157 150V152H156ZM39 151V152H38ZM65 151V152H64ZM153 151V152H152ZM24 152V153H23ZM35 152V153H34ZM49 152V153H48ZM62 152V153H61ZM108 152V153H107ZM111 152V153H109ZM164 152V153H163ZM167 152V153H166ZM222 152H227V150H222ZM32 153V154H31ZM65 153V154H64ZM97 153V154H96ZM113 153V154H112ZM121 153V152H120ZM134 153V154H132ZM150 153V155H149ZM153 153V154H152ZM160 153V155H159ZM25 154V155H24ZM28 154V155H27ZM52 154V155H51ZM60 154V155H59ZM69 154V155H68ZM74 154V155H73ZM111 154V155H110ZM132 154V155H131ZM148 154V155H147ZM165 154V155H164ZM171 154V156H169ZM173 154V155H172ZM220 154H223V153H220ZM46 155V156H45ZM64 155V156H62ZM68 155V156H67ZM110 155V156H109ZM119 155V156H118ZM146 155V156H145ZM153 155V157H151ZM164 155V156H163ZM39 156V157H38ZM61 156V157H60ZM127 156V157H126ZM133 156V158H132ZM135 156V157H134ZM155 156L157 158H155ZM163 156V157H162ZM218 156V155H217ZM44 157H46L44 159ZM91 157V158H90ZM112 157V158H111ZM161 157V158H159ZM169 157V158H168ZM38 158V159H37ZM121 158V159H119ZM126 160H125V159ZM150 158V159H149ZM155 160H153V159ZM172 158V159H171ZM48 159V160H47ZM129 159V160H127ZM140 159V160H139ZM149 159V160H148ZM157 159V160H156ZM167 160V161H164V160ZM23 160V161H21ZM32 160V161H31ZM47 160V161H45ZM125 160V161H124ZM151 160V165L155 164V166L153 165V167L148 164ZM154 162H153V161ZM174 160V162H173ZM187 162H186V161ZM24 163L23 165V168L20 167V162ZM27 161H30V162H27ZM41 161V162H40ZM43 161V162H42ZM121 161V162H120ZM124 161V162H123ZM177 161V162H176ZM179 161V162H178ZM222 161V162H221ZM36 162V163H35ZM129 162V163H128ZM164 162L163 164V167L160 166L162 165V163ZM166 162V163H165ZM28 163V164H27ZM34 163V165H33ZM122 163V164H121ZM124 163V164H123ZM127 163V164H126ZM140 163V164H139ZM182 163V164H181ZM213 163H215L213 165ZM1 164V163H0ZM32 164V165H31ZM41 164V165H40ZM118 164H121V165H118ZM209 165L208 167H204V166H207ZM229 165V166H228ZM233 165V166H232ZM26 166V167H25ZM121 166V167H119ZM160 166V167H159ZM174 166V167H173ZM194 166V168H193ZM200 166V168H199ZM211 166V167H210ZM221 166V167H220ZM227 166V169H224V167L226 168ZM9 166L5 165V164H1L0 166V169H6L8 168ZM20 167V168H19ZM29 167H33V168H29ZM169 167V168H168ZM198 168V171L197 169L195 168ZM232 167V168H230ZM22 168V170H21ZM150 168V169H149ZM155 168V169H154ZM160 168V169H158ZM180 168V169H179ZM190 168V169H189ZM195 169L194 171L192 169ZM261 168V169H260ZM10 169V168H9ZM153 169V170H152ZM165 169V171L163 170ZM186 171L187 169V172ZM188 169L190 170L188 172ZM199 169H202L199 171ZM206 169V170H205ZM214 169V170H213ZM229 171H226L228 170ZM257 169H258V173H257ZM260 169V170H259ZM152 170V171H151ZM168 170V171H167ZM192 170V171H191ZM210 170V171H209ZM236 170V171H235ZM161 171V172H160ZM25 172V173H26ZM152 172V173H151ZM156 174H155V173ZM163 172V173H162ZM179 173L178 175H176V173ZM181 172V173H180ZM191 172V174H190ZM234 172V173H233ZM236 172V173H235ZM100 174H102V172H99ZM96 174L95 177L97 175H100V174ZM230 173V174H228ZM183 174V175H181ZM207 174V175H206ZM105 175H109V173H105ZM175 175V176H174ZM190 175V176H189ZM156 178H155V177ZM206 176V177H205ZM152 177V178H150ZM172 179H171V178ZM175 177V178H174ZM188 177V178H187ZM150 178V179H149ZM169 178V179H168ZM181 178V179H180ZM149 179V181L147 180ZM153 179V180H151ZM157 179V180H156ZM164 181H163V180ZM174 179V180H173ZM210 181H209V180ZM146 180V181H144ZM177 180V181H176ZM205 180V181H204ZM140 183H139V182ZM143 181H144V184H143ZM154 181V183H153ZM172 181L174 183H172ZM182 181H185V182H182ZM208 181V182H207ZM142 182V183H141ZM147 182V183H146ZM149 182V183H148ZM152 182V183H151ZM177 183V184H176ZM161 184V185H160ZM171 184V186H170ZM173 184H176L178 185L176 187V185H173ZM184 184V185H183ZM139 185V186H138ZM146 185V187H145ZM154 185V186H153ZM156 185H158L156 187ZM160 185V186H159ZM165 185V186H164ZM190 186L189 188H187L188 186ZM141 186V187H140ZM151 187V188H150ZM171 187V188H170ZM183 191V194L185 193L186 195H184L182 197V199L180 198L182 196V191ZM172 188H174L172 190ZM187 188V189H186ZM135 189V190H134ZM136 189H138L136 191ZM146 189V190H145ZM165 189V190H164ZM180 189V190H178ZM259 191H258V190ZM127 190V191H126ZM143 190H145L143 192ZM157 190V191H156ZM172 190V191H171ZM185 190V191H184ZM246 190V191H245ZM252 190V191H251ZM135 191V193H134ZM167 191L169 193H167ZM256 192V193H253ZM261 191V192H260ZM164 192V193H163ZM170 192L172 194H170ZM175 192V193H174ZM223 192V193H222ZM230 192L231 194V197H230V194H228ZM246 192V193H245ZM252 192V193H251ZM130 193V194H129ZM249 193H251L252 195H249ZM32 194L34 196L37 197V199L39 200V209L41 208V210H43L45 212V210L48 212H52L53 209L51 208V204L49 203L50 202V199L47 197V200L44 196H41L40 195V192H38L36 189H32ZM154 194V195H153ZM175 194V195H174ZM177 194V195H176ZM214 194L216 196H214ZM223 196H222V195ZM257 196H256V195ZM128 195V196H127ZM181 195V196H180ZM226 195V196H225ZM229 197H228V196ZM154 196V197H153ZM158 196V197H157ZM167 198H166V197ZM170 196H174L172 199H170ZM180 196V197H178ZM189 196V197H188ZM236 196V197H235ZM176 197V201H175V198ZM235 197V198H234ZM247 197V198H246ZM257 197V198H256ZM153 198V199H152ZM159 198L162 200L160 201ZM180 198V200H179ZM189 198V199H188ZM200 198V199H199ZM232 198V199H231ZM241 198V199H240ZM251 198V199H249ZM255 198V199H254ZM43 199V200H42ZM124 199V197L122 198ZM152 199V200H151ZM169 199V200H168ZM188 199V200H187ZM219 199V200H217ZM248 199V201H247ZM260 199V200H259ZM41 200V202H40ZM156 200L159 201V203L157 202L156 204ZM172 200V201H171ZM198 200H200L198 202ZM212 200L214 202H212ZM245 200V201H244ZM130 201V202H129ZM235 201V202H233ZM239 201V202H238ZM247 201V202H246ZM257 201V202H256ZM48 202V204H47ZM135 202V203H134ZM172 202V203H171ZM197 202V203H196ZM243 202V203H242ZM245 202V203H244ZM249 202V203H248ZM256 202V203H255ZM44 203V204H43ZM129 203L131 205H129ZM134 203V204H133ZM181 203V204H180ZM251 203V204H250ZM49 208H48V206ZM139 204V206H138ZM153 204V205H152ZM154 204H156L154 206ZM168 204V205H166ZM174 204V205H172ZM177 204V205H176ZM201 204V205H200ZM210 204V205H209ZM221 206H220V205ZM152 205V206H151ZM164 205V206H162ZM172 205V206H171ZM216 206L217 208L220 206V209L218 208H215L214 206ZM218 205V206H217ZM47 206V208L45 207ZM126 206V207H125ZM132 206V208H131ZM201 206V207H200ZM211 206V207H210ZM254 206V207H253ZM144 207V208H143ZM213 207V208H212ZM222 207V208H221ZM223 207H225L223 209ZM250 207V208H249ZM253 207V208H251ZM43 208V209H42ZM140 208H142L143 210H140ZM146 208V209H145ZM209 208V209H208ZM51 209V210H50ZM151 209V210H150ZM156 211H154V210ZM178 209H181L178 211ZM184 209V210H183ZM200 209V210H199ZM207 209V210H206ZM222 209V210H221ZM226 209V210H225ZM230 209V210H229ZM147 210V211H146ZM150 210V211H149ZM172 210V213L171 211ZM177 210V211H176ZM204 210V213L202 212ZM218 210V211H217ZM101 211H104L103 207H100L99 209H97V211H92L91 214H89V218H91L92 216V219L94 218L95 220L97 219H100L102 216L100 215L99 216V213ZM126 211V212H125ZM131 211V212H130ZM148 214H146L145 213ZM152 211V212H151ZM167 211L173 215L170 216L169 213H167ZM174 211V213H173ZM176 211V212H175ZM183 211V213H182ZM229 211V212H228ZM46 212V213H47ZM48 212V213H49ZM121 212V213H120ZM125 212V213H124ZM128 212V213H127ZM135 212H136V215H135ZM140 214H139V213ZM144 212V213H143ZM178 212V213H177ZM181 212V213H180ZM186 214H185V213ZM206 212V213H205ZM217 212V213H216ZM224 214H223V213ZM152 213V215H151ZM220 213V215H219ZM231 213V215H230ZM123 214V216H122ZM142 214H144L142 216ZM158 214V215H157ZM168 214V215H167ZM177 214V215H176ZM183 214V215H182ZM197 216H195V215ZM248 214V215H247ZM91 215V216H90ZM133 215V216H132ZM142 217H141V216ZM181 215V217H180ZM204 215V216H203ZM207 215V217H205ZM236 215V216H234ZM133 218H132V217ZM135 216V218H134ZM138 216V217H137ZM168 217V218H165V217ZM194 216V217H192ZM214 216V217H213ZM219 216V217H218ZM221 216V217H220ZM228 216V217H227ZM248 216V217H247ZM144 217V218H143ZM147 219H146V218ZM170 217V219H169ZM172 217V218H171ZM192 217V218H191ZM198 217V218H197ZM202 217V218H201ZM259 217V218H258ZM263 217V218H262ZM140 218H141V222H140ZM150 220H149V219ZM215 218V219H214ZM218 220H217V219ZM221 218V219H219ZM144 219V222L143 220ZM169 219V220H168ZM178 219V220H177ZM201 219V220H199ZM228 219V221L225 222V220ZM230 219V221H229ZM232 219V220H231ZM254 219V220H252ZM260 219V221H259ZM263 219V220H261ZM123 220V221H122ZM125 220V221H124ZM128 220H131V221H128ZM133 220V221H132ZM146 220V222H145ZM159 220H163L162 222L159 221ZM212 220V221H211ZM220 220V221H219ZM223 220V221H221ZM235 220V221H234ZM241 220V221H240ZM243 220V221H242ZM245 220V221H244ZM249 220V221H248ZM138 221L139 224H135L136 222ZM149 221V222H147ZM155 221V222H154ZM158 221V222H157ZM176 221V222H174ZM179 223H178V222ZM203 221V222H202ZM216 221V222H215ZM253 221V222H252ZM263 223L261 224L260 222ZM153 222V223H151ZM161 222V223H159ZM168 224V226L166 225V223ZM174 222V223H172ZM213 222V224H212ZM220 222V223H218ZM240 223L236 226H232V227H227L228 223ZM259 222V223H257ZM125 223H127L125 225ZM144 223V225L142 226V224ZM150 225H149V224ZM159 223V224H158ZM176 223V224H175ZM223 223V224H222ZM225 223V224H224ZM257 223V224H256ZM120 224V225H119ZM123 224V226L121 225ZM160 224H163V225H160ZM178 224V225H177ZM212 224V226L210 225ZM220 224V225H218ZM255 224V225H254ZM259 224V225H258ZM133 225H136V226H133ZM149 225V226H148ZM155 225L156 227H158L159 225V229L161 226H164V227H161V229H165V234L160 236L159 237H154L152 238V235H150V238H152L153 240H150V243L149 241L147 240H141V236L144 232H146L147 230L149 231H154L155 230ZM172 225V227H171ZM216 225V226H215ZM223 225V226H222ZM224 225L226 227H224ZM242 225V226H241ZM245 225H247L245 227ZM258 225V226H257ZM261 225V226H260ZM117 226H119L117 228ZM179 226H182V227H179ZM195 228H194V227ZM203 226V227H202ZM206 226V227H205ZM230 226V224L228 225ZM257 226V227H256ZM263 226V227H262ZM137 227V228H136ZM138 227H142L143 230H141V228H138ZM145 229H144V228ZM152 227V228H151ZM188 227V228H187ZM222 227V228H221ZM224 227V228H223ZM238 227V228H237ZM240 227V228H239ZM130 228V230L128 229ZM148 228V229H147ZM150 228V229H149ZM192 228V229H190ZM198 228V229H197ZM237 228V229H235ZM120 229V230H119ZM135 229V230H134ZM157 229V228H156ZM169 229V230H168ZM172 229V230H171ZM197 231H196V230ZM219 229L220 232L218 231ZM133 231L132 232H129V231ZM137 230V231H136ZM141 230V232H140ZM174 230V232H173ZM229 230V231H228ZM254 230V231H253ZM169 231V232H168ZM184 231V232H183ZM189 231V232H188ZM201 231H204V233L202 234ZM225 231V232H224ZM233 231V232H232ZM236 231V232H235ZM250 231V232H248ZM113 232V233H112ZM135 232V233H134ZM167 232V233H166ZM186 232V233H185ZM215 232V233H214ZM222 232V233H221ZM231 232V233H230ZM238 232V233H237ZM118 233V235H117ZM175 233V234H174ZM212 233V234H211ZM214 233V234H213ZM219 233V234H218ZM229 235H228V234ZM243 235H242V234ZM262 235H261V234ZM113 234V235H112ZM132 234V235H131ZM191 234V236H190ZM219 236H218V235ZM231 234V235H230ZM233 234V235H232ZM240 234V235H238ZM248 234V236H247ZM250 234V235H249ZM113 237H112V236ZM125 235V236H124ZM137 235V236H136ZM166 235V237H165ZM182 235V236H181ZM184 235V236H183ZM205 235V236H204ZM213 235V236H211ZM217 237H216V236ZM227 235V236H226ZM242 235V236H241ZM246 235V236H245ZM126 236H128L126 238ZM131 236V237H129ZM195 236V237H194ZM198 236H201V237H198ZM236 236V237H235ZM112 238L111 241L108 240L109 238ZM121 237V238H120ZM124 240H121L123 239ZM139 237V238H138ZM174 237L175 239H173L172 241V238ZM210 237V238H208ZM214 237V238H213ZM239 237V239H235ZM242 237V238H241ZM120 238V239H119ZM132 238V239H131ZM138 238V239H137ZM155 238H157V240H155ZM168 238V239H167ZM192 240H190V239ZM205 239V238H208L210 239L209 241V246H206V250H204V252H202V256H204L202 258L199 257L196 253H197V245L196 243L202 239ZM213 238V239H211ZM216 238V239H215ZM241 238V239H240ZM245 238V239H244ZM119 239V241L117 240ZM129 239V240H128ZM244 239V240H243ZM127 240V241H126ZM135 240V242H134ZM160 240V242H158ZM168 240V243L167 241ZM186 240V241H185ZM213 240V241H212ZM217 240V242H216ZM239 240V241H238ZM242 240V241H241ZM250 240V241H248ZM254 240V241H252ZM115 241V242H114ZM118 243H117V242ZM129 241V242H128ZM133 241V242H132ZM138 241V242H137ZM153 241V242H152ZM194 241V243H193ZM234 241V242H233ZM237 241V242H236ZM103 242V243H104ZM112 243L111 247H110V244ZM140 242V244H138ZM141 242H144V243H141ZM161 242H164V244H162ZM256 242V243H254ZM129 243V244H128ZM134 243V244H132ZM156 243V244H155ZM158 243H160L161 245L164 246V248H161L163 246H160L158 247ZM174 245H173V244ZM245 243V244H244ZM127 244V246L125 245ZM132 246H131V245ZM137 244L140 246L142 244V246L139 248V246H137ZM144 244H148L150 247H148V245H145L144 247ZM154 244V245H153ZM170 244V245H169ZM176 244V245H175ZM188 244V245H187ZM191 244H193L191 247ZM240 244V245H239ZM247 244V245H246ZM249 244V245H248ZM260 244V245H258ZM73 245H77L76 247L79 246V243H74ZM108 245V246H107ZM134 245L136 247H134ZM156 245V246H155ZM186 245V246H185ZM214 245V246H213ZM216 245V246H215ZM224 245V246H223ZM246 245V246H245ZM257 245V246H256ZM75 246H73L72 248H76ZM114 246V247H113ZM123 246L124 249L122 248L121 250V247ZM126 246V247H125ZM154 246V247H153ZM169 246V248L167 247ZM172 246V247H170ZM176 246V247H175ZM181 246V247H180ZM195 246V247H194ZM218 246V247H217ZM233 246V247H232ZM244 246V247H243ZM254 246V247H253ZM256 246V247H255ZM128 247V248H127ZM138 247V249H137ZM144 247V248H143ZM159 249V250H157ZM184 248V251L186 249V251H189L186 253V251L184 252L183 249H178V248ZM187 247V248H186ZM235 247V248H234ZM243 247V248H242ZM246 247V248H245ZM258 247L261 249L259 250ZM106 248H109L106 250ZM115 248V249H114ZM117 248V250H116ZM151 248V249H149ZM167 248V250H166ZM173 248V249H172ZM190 248V249H188ZM224 248V249H222ZM227 248V249H226ZM230 248V249H229ZM242 248V249H241ZM257 248V249H256ZM126 249V250H125ZM136 250L139 251V259H138V256H131L129 255V251L128 250ZM156 249V250H155ZM163 249V250H162ZM172 249V250H171ZM188 249V250H187ZM192 249H196L195 252L192 250ZM236 249V250H235ZM241 249V250H240ZM245 249V250H244ZM250 249V250H249ZM257 251V252H254V250ZM115 250V251H114ZM126 251V254L127 256L124 254V251ZM140 250L143 252H140ZM155 250V252H154ZM162 250V251H161ZM170 250V251H169ZM179 250V251H178ZM192 250V251H191ZM218 250V251H217ZM249 250V251H248ZM263 250V251H262ZM119 254H118V252ZM147 251H151L149 252V256H148V252ZM158 251V252H157ZM236 251V252H235ZM242 251V252H241ZM254 253H253V252ZM115 252V253H114ZM121 252V253H120ZM144 252L147 254H144ZM171 254H170V253ZM176 252V253H175ZM177 252H180L179 254H177ZM217 252V253H215ZM227 252V253H226ZM231 252V253H230ZM245 252V253H244ZM251 252V254L249 253ZM261 252V253H260ZM123 253V254H122ZM153 253V255H152ZM161 253V254H160ZM164 253V254H163ZM189 253H191L189 256ZM195 253V254H194ZM208 253L210 255H208ZM230 253V254H229ZM237 253V254H236ZM242 253V255H241ZM248 253V254H247ZM145 256H144V255ZM161 256H160V255ZM167 254V255H166ZM177 254V255H176ZM183 254V255H181ZM212 254H215L214 256ZM219 256V258H217V256ZM229 254V255H228ZM233 254V255H232ZM235 254V255H234ZM254 254V255H253ZM175 255L177 257H175ZM208 255V256H207ZM245 255V256H244ZM258 255V256H257ZM128 259H130L128 261L125 260L126 257ZM141 256V257H140ZM164 256V257H162ZM171 256L174 257V261L170 263V261L167 259ZM186 256V257H185ZM207 256V257H206ZM230 256V257H229ZM235 256V257H234ZM237 256V257H236ZM253 256V257H252ZM261 256V258H259ZM120 257V259H119ZM130 257V258H129ZM134 257V259H133ZM137 257V258H135ZM148 257V258H147ZM161 257V258H160ZM179 257V258H178ZM184 257V258H183ZM195 260H194V258ZM197 257V258H196ZM209 257V258H208ZM220 257H223V258H220ZM234 257V258H233ZM254 261L251 262L253 259ZM255 257H258V260L257 258ZM123 258V259H122ZM132 258V259H131ZM176 258H177V261H176ZM205 258V259H204ZM214 258H217V259H214ZM228 258L230 260H228ZM233 258V259H232ZM247 258V259H246ZM139 260V261H136V260ZM162 259V260H161ZM184 259V260H183ZM193 259V260H192ZM201 259V260H200ZM209 261L207 262L206 261ZM220 259V260H218ZM232 259V260H231ZM237 259V260H235ZM244 259V260H241ZM263 259V260H262ZM122 260V261H120ZM124 260V261H123ZM142 260V262H140ZM149 260V261H148ZM191 260V261H190ZM225 260V261H224ZM239 260V261H238ZM261 260V261H260ZM132 261V262H131ZM148 261V262H147ZM151 261V262H150ZM168 261V262H167ZM176 261V262H175ZM182 261V262H181ZM184 261V262H183ZM201 263H200V262ZM206 261V262H205ZM217 261V262H216ZM224 261V262H223ZM230 261V262H229ZM238 261V262H237ZM244 261V262H243ZM117 262V261H116ZM116 262H114L115 264H117ZM127 262V263H126ZM145 262V263H144ZM163 262V263H162ZM175 262V263H174ZM198 262V263H197ZM234 262V263H233Z\"/></svg>","mask_w":264,"mask_h":264}]
</instances>
